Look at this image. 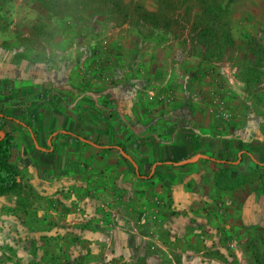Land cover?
Masks as SVG:
<instances>
[{
	"label": "rangeland",
	"instance_id": "obj_1",
	"mask_svg": "<svg viewBox=\"0 0 264 264\" xmlns=\"http://www.w3.org/2000/svg\"><path fill=\"white\" fill-rule=\"evenodd\" d=\"M258 2L0 0V112L38 122L44 147L61 128L120 146L140 168L120 150L61 136L71 144L60 150L69 167L54 170L45 162L41 172L18 151L23 145L39 153L30 133L0 120L4 138L13 137L19 185L0 194V264H174V243L221 232L242 237L250 259L241 264H264L263 166L246 158L244 167L218 173L221 191H241V208L229 199L232 229L215 236L179 209L186 197L177 194L189 192L194 179L157 165L176 163L179 130L217 138L229 126L255 135L244 151L264 163ZM47 113L51 120L41 122ZM252 120L255 130L247 127ZM18 134L23 142L14 139Z\"/></svg>",
	"mask_w": 264,
	"mask_h": 264
},
{
	"label": "crops",
	"instance_id": "obj_2",
	"mask_svg": "<svg viewBox=\"0 0 264 264\" xmlns=\"http://www.w3.org/2000/svg\"><path fill=\"white\" fill-rule=\"evenodd\" d=\"M256 1L261 2V6L259 2L257 5H259V11L264 13V11H261V9H264V0ZM62 115L66 114L62 113ZM52 116L53 113H47V115L43 116V120L41 122H49ZM5 119L18 123L23 130H26L30 133L34 148L40 154H32L29 146L23 145L18 146V151H21L22 153L26 152V155H23L21 159H25L26 164L29 166L35 167L34 164H36V168L41 172H45L47 170V168H44V170L42 168V165L45 162L52 164L50 167H52L51 169L54 170H62L64 167H69V157H65L66 154L60 153V150H64V148L67 146L71 147V144H69V141L67 144H65L62 142V140H59L58 137L61 136H67L69 138L72 137L73 140L74 138L81 140L101 150H120V152L130 162L133 160L121 151L120 146L98 145L92 142L89 138L81 137L77 133H74L70 130L66 131L61 128L51 133L49 139L47 140V146L44 147L41 145L40 136L36 134L37 126L39 127L38 122H36V125H29L26 122L17 120L12 116H7L5 113L0 112V120ZM85 121H87V119H85L83 122ZM256 123L257 122H255V120L250 121L249 126H247L251 127L249 130H255V127L257 128ZM91 131H96V128H91L90 132ZM185 131H188V133H184L179 130L177 133H175V137L173 139L172 145L174 153L172 154L176 163L173 161H165L160 162L157 165L171 168V171H174V175L176 176L189 175L190 178L194 179V181L191 180V182L194 183L188 190L189 192L177 194L179 196L186 197V201L179 205V209L186 211L189 216H192L195 219V221H193V226L199 228L203 227L213 232L216 236L220 230L232 229L233 221L230 216L235 213V207V209H239V207L241 208V205H239L241 203L237 201L238 196H241V191H237L236 193L221 191L220 186L215 182L216 177L219 175L218 173L224 170L226 167H244L247 163L246 158L254 161L259 166L264 167V163H262L259 158L257 160L250 152L244 151V149L248 147H253L251 139L255 138V135L252 137L250 132L247 133L246 128L237 130L234 126H229L225 127L224 132H222V134L217 138L213 137L212 135H208V137L201 139L196 136V130L187 128ZM241 133L244 134L242 139L239 137ZM213 134H215V131ZM18 135L19 136H14V139L21 140V142H23V140H25L23 134ZM73 142H75V140ZM14 152H16L15 145L13 153ZM236 152L238 153V157L237 161H234L233 156ZM182 162L186 163L183 164ZM72 165L74 164L72 163ZM172 165L175 168H172ZM139 170L137 171L136 168L137 173ZM143 177L144 179H147L145 176ZM230 198H233L237 201L234 208L227 206L229 204ZM219 212L222 213V216H217L214 218L211 216L212 214H218ZM186 213L182 212L181 214L184 216L183 214ZM196 221L200 224L197 225ZM230 234L231 233H227L226 237H223L221 232L220 236H216L215 238H213V236H210L208 239L204 240L194 238L189 240L187 243L182 242L181 245L174 243L176 244V250L174 252V258L176 259H174V264H241L244 259H250V252L244 245L241 244L244 243L240 240L242 237L237 234H233L235 235V237H233V235Z\"/></svg>",
	"mask_w": 264,
	"mask_h": 264
},
{
	"label": "trees",
	"instance_id": "obj_3",
	"mask_svg": "<svg viewBox=\"0 0 264 264\" xmlns=\"http://www.w3.org/2000/svg\"><path fill=\"white\" fill-rule=\"evenodd\" d=\"M13 151V137L7 134L0 141V194L10 193L18 189L15 169L11 165Z\"/></svg>",
	"mask_w": 264,
	"mask_h": 264
},
{
	"label": "water",
	"instance_id": "obj_4",
	"mask_svg": "<svg viewBox=\"0 0 264 264\" xmlns=\"http://www.w3.org/2000/svg\"><path fill=\"white\" fill-rule=\"evenodd\" d=\"M3 139H4V135L0 132V141H2ZM131 162L136 166L137 171H138L139 170L138 165L133 160H131ZM182 163L184 164L186 162H182Z\"/></svg>",
	"mask_w": 264,
	"mask_h": 264
}]
</instances>
